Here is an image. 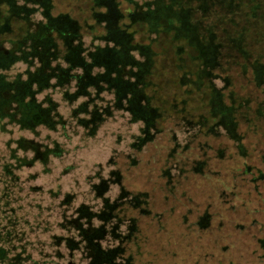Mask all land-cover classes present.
Returning a JSON list of instances; mask_svg holds the SVG:
<instances>
[{
    "label": "trees",
    "instance_id": "trees-1",
    "mask_svg": "<svg viewBox=\"0 0 264 264\" xmlns=\"http://www.w3.org/2000/svg\"><path fill=\"white\" fill-rule=\"evenodd\" d=\"M104 4L108 7L99 15L95 8ZM123 5L128 9L122 10ZM51 10L46 7L47 23L35 35L13 41L12 49L0 53L2 70L16 61L37 64L24 81L1 80L0 120L20 131L64 128L59 101L38 100L43 92L56 90L72 107L74 125L89 137L114 115L135 127L126 172L138 170L145 160L142 154L150 150L157 167L148 173L144 190L127 189L121 169L110 172L120 188L112 203L104 197L105 182L90 187L88 204L65 193L55 205L61 193H51L46 209L63 214L56 227L63 233L53 237L56 246L70 257L79 255L85 264H150L142 260L150 232L174 235L179 230L183 241L186 237L196 243L224 230L227 211L240 220L236 230L249 220L250 227L261 225L264 0H92L93 24L86 26L68 14L52 17ZM96 22L105 23L106 33L91 35L85 43ZM161 36H170L174 53L171 75L158 83L159 52L149 42L165 41ZM27 41L32 43L29 49ZM228 67L239 68L241 74L228 76ZM169 85H174L170 93ZM15 143L12 158L18 171L46 166L63 154L57 143L45 146L23 138ZM5 173L12 181L11 169ZM97 199L103 202L100 210ZM11 219L0 227L6 230L0 232V243L15 238ZM208 255L202 264H209ZM29 259H8L0 245V264ZM214 264L234 263L223 257Z\"/></svg>",
    "mask_w": 264,
    "mask_h": 264
},
{
    "label": "rangeland",
    "instance_id": "rangeland-1",
    "mask_svg": "<svg viewBox=\"0 0 264 264\" xmlns=\"http://www.w3.org/2000/svg\"><path fill=\"white\" fill-rule=\"evenodd\" d=\"M34 1L0 0V53L12 49L13 41L21 40L26 35L29 37L35 35L38 28L47 23L46 7L53 8L52 17L68 14L71 18L77 19L81 25L93 24L89 11V8H92V0H48L44 4ZM101 7L95 8V12L99 15L105 13V7L108 6L104 4ZM126 9L128 6L123 5L122 10ZM240 21L243 23L245 18ZM96 24L92 28L93 32L85 37V43H90L91 35L99 36L106 33L105 23L96 22ZM84 33H87V30ZM160 39L165 41L149 42L153 49L155 47L159 52L158 61L160 60L162 69L158 64L155 77L158 83H161L164 77L171 75L170 67L171 63L173 64L174 53V47L167 41L170 36H161ZM95 44L104 45L100 41H95ZM31 45L32 43L27 41L26 49ZM262 62L264 63V57ZM36 66V63L31 67L16 61L2 70L4 59L0 54V85L1 80L4 79L9 82L17 78L21 81L26 80L27 71L32 72ZM238 69L228 67L227 75L238 76L241 74ZM237 85L239 89L242 87L241 82H237ZM217 86L221 88V83H217ZM173 88L174 85H169L168 93ZM245 90H248L246 85ZM46 97L56 98L59 101L60 113L66 122L64 128L57 127L56 131H49L40 127L34 132L20 131L17 126L9 125L7 120H0V227L9 218H12L11 221L9 220L10 225L15 226L12 231L15 238H8L0 245L7 250L8 259L29 255L30 259L24 264H85L86 262L79 255L70 257L62 248L56 246L53 237L63 233L59 228L56 229L63 214L56 209H46L51 204V193L56 191L61 193L55 200V205L59 204L65 193H75L78 203L88 204L93 197L90 187L105 182L107 190L104 192L106 193L104 197L112 203L120 188L115 185V177L112 173L110 175V172L121 169L127 189L144 190L145 183L149 181L148 173L152 170L157 171L156 162L152 160L156 157H153L155 153L151 150L145 151L142 154L145 160L139 169L126 172L127 156L131 155L129 143L135 127L125 125L114 115L102 124L93 137H89L74 125L76 120L70 118L72 107L67 105L62 94H58L56 90H49L40 94L38 100L43 102ZM197 106L196 104L195 107ZM21 138L45 146L57 143L63 151L62 157L50 160L46 166L36 164L18 171L12 152L16 148L15 142ZM7 167L13 172V176L10 177L12 181L5 173ZM97 200L94 203L95 208L100 210L103 202L101 199ZM263 207L264 204L260 206L258 217L261 225L254 224L250 227L249 220L245 222L242 230H236L233 226L236 221L240 223V220L234 219L227 211V215L222 219L226 221L224 230L221 233L214 230L213 233L206 235L208 236L206 240L196 243L190 242V238L186 237H183L185 239L183 241L179 230H177L178 234L174 235L166 233L157 235L150 232L142 260L150 264H202V258L208 253L209 264H214L216 259L223 257L227 262L234 264H264ZM226 209L227 207L223 210ZM168 222L176 225L175 221L168 220ZM0 232L4 234L6 230ZM223 247H226V250H223Z\"/></svg>",
    "mask_w": 264,
    "mask_h": 264
}]
</instances>
